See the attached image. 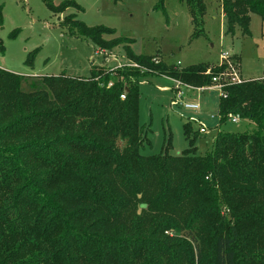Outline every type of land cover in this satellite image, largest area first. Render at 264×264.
I'll use <instances>...</instances> for the list:
<instances>
[{
	"label": "trees",
	"instance_id": "obj_1",
	"mask_svg": "<svg viewBox=\"0 0 264 264\" xmlns=\"http://www.w3.org/2000/svg\"><path fill=\"white\" fill-rule=\"evenodd\" d=\"M179 1L193 39L205 36L207 0ZM218 3L228 33L250 36L251 15L264 20V0ZM71 7L80 10H53ZM65 21L99 49L124 44L130 62L28 80L0 68V264H264V78H227L218 103L220 125L238 115L255 131L218 132L199 154L201 125L187 119L186 150L171 155L169 135L145 156L141 79L206 88L226 63L179 69L135 54L125 38L105 40L112 29Z\"/></svg>",
	"mask_w": 264,
	"mask_h": 264
},
{
	"label": "rangeland",
	"instance_id": "obj_2",
	"mask_svg": "<svg viewBox=\"0 0 264 264\" xmlns=\"http://www.w3.org/2000/svg\"><path fill=\"white\" fill-rule=\"evenodd\" d=\"M72 2L80 10L74 7L63 13L53 10V6ZM207 3L205 36L193 39L188 7L179 0H165L164 11L156 9L158 0H0V68L28 80L61 74L89 77L92 64L118 67L130 62L124 44L112 50L99 49L93 41L74 33L65 21L67 16L74 15L90 29L114 30V35L103 36L105 40L125 38L131 42L135 54L158 55L169 66L183 69L204 63L213 66L226 63L221 83L233 73L241 80L264 78V20L257 14L251 15L250 36L244 35L238 26L228 33L221 21L218 0ZM227 53L229 62L221 60V55ZM212 84L200 90L192 86L188 89L189 86L165 75L141 79L139 122L151 143L144 147L143 155H158L169 135L171 155L186 150L183 124L187 119L192 120L195 129L200 124L206 129L197 140L199 154L211 148L218 132L256 130L247 120L234 123L229 118L220 125L217 114L220 91L214 87L217 82ZM22 89L27 90V85L23 84ZM179 91L183 94L179 95ZM185 104H196L199 110H187Z\"/></svg>",
	"mask_w": 264,
	"mask_h": 264
},
{
	"label": "built area",
	"instance_id": "obj_3",
	"mask_svg": "<svg viewBox=\"0 0 264 264\" xmlns=\"http://www.w3.org/2000/svg\"><path fill=\"white\" fill-rule=\"evenodd\" d=\"M221 60H223V61H225V62H229V61H228V60H229V58H228V53H227V55H226V54L221 55ZM178 64H180V63H178ZM227 78L230 79V81H231L232 83H241V81H243V80H241V79L239 78V76H238L237 73L230 74V76H225V81H224V83H221V82H220V80H221V77H220V76H219V77H215V78L213 79V82H215V83L217 82L218 84H217V85L215 84L214 87H217V88L219 89V91H220V96L223 95L222 90H223L224 86L226 85L225 82H226V79H227ZM179 84H180V83H179ZM198 89L203 90V89H205V88H198ZM178 93H179V95H182V94H183V92L181 93V91H179ZM121 98L124 99V96L122 95ZM184 107H185L187 110H191V111H197V110H199V106L196 105V104H185ZM230 118L232 119V122H234V123H237V122L240 120V118H239L238 115H233V116H231ZM200 125H201V124H200ZM200 132H201V133H205V132H206V129H205V127H204L203 125H201Z\"/></svg>",
	"mask_w": 264,
	"mask_h": 264
},
{
	"label": "crops",
	"instance_id": "obj_4",
	"mask_svg": "<svg viewBox=\"0 0 264 264\" xmlns=\"http://www.w3.org/2000/svg\"><path fill=\"white\" fill-rule=\"evenodd\" d=\"M220 16H221V21L224 23V15H223V13H222V9L220 8Z\"/></svg>",
	"mask_w": 264,
	"mask_h": 264
}]
</instances>
